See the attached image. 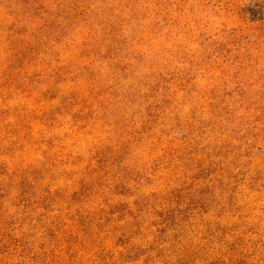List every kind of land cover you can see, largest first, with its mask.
I'll use <instances>...</instances> for the list:
<instances>
[{
    "label": "rangeland",
    "instance_id": "rangeland-1",
    "mask_svg": "<svg viewBox=\"0 0 264 264\" xmlns=\"http://www.w3.org/2000/svg\"><path fill=\"white\" fill-rule=\"evenodd\" d=\"M25 1L0 0V264H264V0H137L105 41Z\"/></svg>",
    "mask_w": 264,
    "mask_h": 264
},
{
    "label": "trees",
    "instance_id": "trees-1",
    "mask_svg": "<svg viewBox=\"0 0 264 264\" xmlns=\"http://www.w3.org/2000/svg\"><path fill=\"white\" fill-rule=\"evenodd\" d=\"M53 0L54 5L56 7L63 6L64 9L67 8V10L70 11L69 15L73 11H83L84 13H90L93 17L88 16L89 19L87 23L92 26L93 29L98 30V35H94L92 39L98 40L99 38L105 41L106 39V33L109 36H115L113 32H110L108 30L100 31V27H96L94 23L95 20H102L105 22L104 26L108 27L112 23L111 21L114 19H120V21H124L123 15H125L127 12H135L139 7V1L137 0ZM30 2H34L38 4V0H26L24 5L30 7ZM89 3L91 5H89ZM119 3H124L122 6ZM92 8V10H91ZM63 9V10H64ZM97 9L99 13L94 14V10ZM126 16V15H125ZM136 19V15H134Z\"/></svg>",
    "mask_w": 264,
    "mask_h": 264
}]
</instances>
